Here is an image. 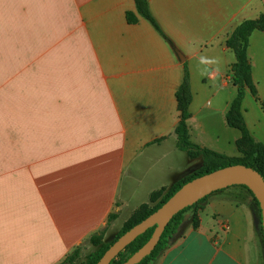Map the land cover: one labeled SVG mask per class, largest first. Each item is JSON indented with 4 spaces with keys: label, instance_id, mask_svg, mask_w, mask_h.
I'll return each instance as SVG.
<instances>
[{
    "label": "crops",
    "instance_id": "0c3cea01",
    "mask_svg": "<svg viewBox=\"0 0 264 264\" xmlns=\"http://www.w3.org/2000/svg\"><path fill=\"white\" fill-rule=\"evenodd\" d=\"M148 5L183 61L135 0H0V264H60L111 213L109 226L121 225L153 190L200 166L176 146L184 61L190 141L242 154L226 123L236 87L225 40L264 0ZM247 57L256 93L245 91L243 117L264 143L263 29L250 33ZM260 229L248 190L229 186L187 210L150 264H264Z\"/></svg>",
    "mask_w": 264,
    "mask_h": 264
},
{
    "label": "trees",
    "instance_id": "16d2710c",
    "mask_svg": "<svg viewBox=\"0 0 264 264\" xmlns=\"http://www.w3.org/2000/svg\"><path fill=\"white\" fill-rule=\"evenodd\" d=\"M135 7L136 13L150 22L154 29L169 44L171 49L174 50L172 41L163 32V30L160 28L155 18L151 14L148 0H135ZM137 14L132 11H127L125 14L126 20L129 23H135L138 19ZM256 28L264 30V12L261 13L257 18L245 19L241 21L225 40L226 46L233 51L235 56V61L231 64L229 71L231 74V82L236 87V95L230 102L228 110L226 112V123L230 127L237 128L241 133L240 140L238 141V143H240L239 147L242 150L241 156H228L213 151L209 148L202 147L190 141L186 120L189 117L188 107L192 99V92L190 89V75L188 66L186 61H184L182 80L176 91L177 108L179 111V119L174 129V132L176 134V146L178 149L186 152L189 158H200L201 164L196 170H194L184 178L175 181L169 186H164L159 189L153 190L149 194L148 201L141 204L130 214V216L123 223L122 227L115 234L113 239L109 242H101L102 235L107 229V226H109L112 220L116 217L114 213H111L108 216L106 225L98 231L92 233L87 238V240L92 245L97 246V249L91 251L86 255L84 264H95L102 256L104 251L121 234H123L133 225L137 224L154 210H156L182 184L196 176H200L204 173L211 172L215 169L225 167L227 165L240 163L257 170L264 179V143L255 139L247 128L244 121L241 105L242 99L247 89H250L253 93H256L251 76V65L247 57L248 37L250 33ZM157 142H159V140H157ZM242 144H247L248 148L245 149ZM237 186H241L248 190L256 206L258 207V211L260 212L258 201L254 197L253 193L244 185ZM207 196L199 199L193 205L187 206L176 213L165 226L157 244L155 245L151 253L145 256L140 262L136 264H150V262L158 255V253L168 245L170 238L177 231L178 226L182 222L184 213L193 206L204 201ZM193 225H197L195 217L193 218ZM153 230L154 227H150L145 232L138 235L131 243H129L122 251H120L118 255L110 261L109 264H122L133 252L140 248L150 238ZM260 232L262 234V228L260 229ZM78 247L74 248V250L70 254H68L60 264L69 263L72 259V256L76 254Z\"/></svg>",
    "mask_w": 264,
    "mask_h": 264
},
{
    "label": "water",
    "instance_id": "95a60500",
    "mask_svg": "<svg viewBox=\"0 0 264 264\" xmlns=\"http://www.w3.org/2000/svg\"><path fill=\"white\" fill-rule=\"evenodd\" d=\"M178 59L185 56L174 49ZM232 185H244L258 201L261 228L264 239V179L255 169L244 164H231L196 176L182 184L161 206L121 234L102 254L95 264H109L120 251L148 228L154 227L150 238L122 264H136L149 255L171 218L180 210L193 205L199 199Z\"/></svg>",
    "mask_w": 264,
    "mask_h": 264
},
{
    "label": "rangeland",
    "instance_id": "374dc122",
    "mask_svg": "<svg viewBox=\"0 0 264 264\" xmlns=\"http://www.w3.org/2000/svg\"><path fill=\"white\" fill-rule=\"evenodd\" d=\"M241 156V155H240ZM239 157V156H238ZM195 159V158H194ZM198 168V167H197ZM196 168V169H197ZM195 169V170H196ZM125 222V221H124ZM123 222V223H124ZM123 223L117 227L107 226V229L102 235L101 242H109L113 239L115 234L122 227ZM97 249V246L92 245L87 239L79 247L75 255L72 256V259L69 263L66 264H84L86 255L91 251Z\"/></svg>",
    "mask_w": 264,
    "mask_h": 264
},
{
    "label": "clouds",
    "instance_id": "9594fccd",
    "mask_svg": "<svg viewBox=\"0 0 264 264\" xmlns=\"http://www.w3.org/2000/svg\"><path fill=\"white\" fill-rule=\"evenodd\" d=\"M200 62H201L202 64H204V63H211L212 61L209 60L207 57H201V58H200Z\"/></svg>",
    "mask_w": 264,
    "mask_h": 264
},
{
    "label": "built area",
    "instance_id": "2783aa9c",
    "mask_svg": "<svg viewBox=\"0 0 264 264\" xmlns=\"http://www.w3.org/2000/svg\"><path fill=\"white\" fill-rule=\"evenodd\" d=\"M229 79L231 80V74H229ZM222 230H227L228 225L225 222L221 223Z\"/></svg>",
    "mask_w": 264,
    "mask_h": 264
}]
</instances>
